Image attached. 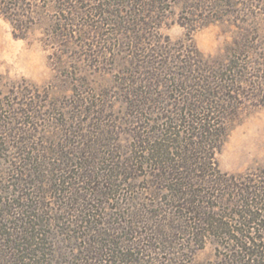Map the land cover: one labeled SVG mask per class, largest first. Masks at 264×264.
<instances>
[{
	"label": "rangeland",
	"instance_id": "1",
	"mask_svg": "<svg viewBox=\"0 0 264 264\" xmlns=\"http://www.w3.org/2000/svg\"><path fill=\"white\" fill-rule=\"evenodd\" d=\"M117 2L0 0V209L28 197V205L41 201L46 221L36 227L44 249L25 263L38 257L83 263L85 237L109 244L89 232V223L85 227L90 219L116 241L142 247L144 255L134 258L147 262L136 264H229L249 247L258 255L255 263L264 264V0H150L149 8L148 1L145 7L136 2L132 11L120 7L124 16L109 15L116 5L107 4ZM199 59L225 74L236 98L213 156L234 181L196 189L202 205L227 227L208 234L201 226L195 242L176 233L172 243L154 245L162 250L152 254L145 249L152 235L146 221L176 211L171 182L129 158L139 156L138 134L186 137L180 118L183 100L197 95L205 75ZM140 96L149 101L133 107ZM203 173L213 180L212 170ZM97 187L104 194L95 193ZM251 199L259 209L249 206ZM8 219L0 217L3 231ZM244 239L251 244L243 249ZM3 255L0 264L18 263L11 253Z\"/></svg>",
	"mask_w": 264,
	"mask_h": 264
},
{
	"label": "trees",
	"instance_id": "2",
	"mask_svg": "<svg viewBox=\"0 0 264 264\" xmlns=\"http://www.w3.org/2000/svg\"><path fill=\"white\" fill-rule=\"evenodd\" d=\"M146 1H148L146 7L149 8L152 3L149 2L150 0H118L116 4H107L108 8H114L116 5V8L108 13L109 15L116 13V15H114L116 17L124 16L122 15L123 11L121 8L125 9L127 7L129 11H132L133 5L131 4H135L136 2L140 4L143 2L142 7H145L144 2ZM125 15L127 16V14ZM123 23H126V21H123ZM127 23H129V21H127ZM196 56L200 57L198 52L196 53ZM197 62L202 67V69L199 68L200 72L205 75L201 74V82L196 84L197 88L194 91H196L197 95H192L191 97L189 94L190 98L187 96L183 100V103L186 105V110L184 111L185 115L183 114L181 116L180 122L184 121V134L186 137H179L180 133H178L173 137L174 139L167 138L165 140L154 134L147 136L138 134L136 137L137 143L135 145L136 149H139V156H136L135 159H133V157L129 158L131 161H136V165H138V167L140 166V168L149 167L151 173H154V177L157 180L171 182L167 185V189L171 193L172 201L174 203L172 206L174 205L176 211L173 213L170 211L169 216L162 220H157L153 217L146 221L147 226L150 227L152 235L148 238L147 242L149 245H147V248L145 249L152 254L157 253V250L158 253L162 250L161 247H155L154 245L172 243V239L175 238L176 233L182 235L188 233L192 236L191 241L195 242L194 238L198 236V229H200L201 226L205 227V232L208 234L213 232V230H221L227 227L226 223L216 220V218L213 217V214H210V212L207 211L210 210V207L202 205L203 201H200L198 198L200 195L197 193L198 190L196 189L197 186L202 184L210 185L211 182L221 186L225 183L229 186V184H232L234 181V177L222 174L219 171L214 162L213 156L214 152L218 151L220 148L227 134L228 128L226 127V122L231 120L236 112V98L230 95V92L232 91L230 83L224 78L225 74H221L219 70L214 71V69L204 68L208 67V61L206 60L199 59ZM148 65L149 66H145L146 69H149L152 63H148ZM208 73L209 76L206 75ZM143 74L147 77L142 79V81L146 82L150 76V72L145 71ZM235 81L237 82L238 80L233 79L232 83H235ZM140 98L141 99L135 100L133 107H135L136 104L137 106L146 104V100L149 101L148 98L144 97V100L142 99V96H140ZM215 114H217L216 117H214ZM169 140L175 142L176 146L172 147L167 143ZM174 148L176 149L173 153L174 156H171L170 150H173ZM132 169L138 170L137 167H132ZM208 169L212 170L211 177L214 181L212 179L210 181L206 179L203 172ZM28 171L31 172L30 169ZM117 174L119 177L126 176L122 172H118ZM22 176H25V174ZM86 176L88 177L86 180L90 182L92 176L90 174H86ZM20 180L21 179L18 178V181ZM90 183H94V181H91ZM213 183L211 188L213 187ZM101 186L107 188L104 184ZM97 188L98 189L95 193L104 194L103 189H99L100 187ZM107 189L110 190V188ZM211 191L216 192L217 189L214 188V190L212 189ZM74 193L75 196H77V192ZM82 196H85V194ZM245 200H247V198H245ZM27 201L28 197L17 198V206L14 207L15 204L12 202L9 205H4L3 208L0 209L2 214L0 217H3L5 220L6 218H9L8 220H10V223L7 220L9 224L6 231H3V229H5L4 227H0V232L3 233H0L1 237L3 236V243L1 244L3 245V248H0V256L7 251L11 253V255H14L15 259L17 258L18 263L16 264H27L25 262L26 260H29L30 254H38V252H41L40 250L42 248L39 246L40 241H43V238L39 239V236L42 234L36 230V227L42 226L44 222H46L42 220L43 215L40 213L43 206L41 201L38 203L39 205H37V203H35V205H28L26 204ZM257 204L258 203L254 204L251 199L249 206H255L256 209H259ZM239 206L244 207L245 205L243 204ZM11 210H14V213L10 214L7 212H10ZM177 211L179 215L176 214ZM240 212H243L246 217L251 214L250 211L246 210H241ZM92 215H96V213ZM216 215L219 214L216 213ZM254 219H257V217ZM85 222V227L89 228L87 226L88 223L91 226L89 232L97 234V237L108 238L106 242H109V244L101 245L99 240L85 237L84 241L86 240L88 248L84 252V257L81 260L83 263L81 264H136L138 263L136 260H142L145 263L147 262L144 258H134V256L144 255L142 252L144 250L141 251L140 249H142V247L140 248L139 245L127 244L128 239L124 240L122 237H117L120 241H116L113 235L110 236L108 232H103L100 228L96 229L97 222L95 223L94 220L86 219ZM136 223H138L137 220ZM131 233L133 234V231H131ZM224 236L229 239L226 232ZM241 241L239 244H241L242 247L243 243L251 244L250 240L247 241L244 239ZM110 246H112V248ZM129 250H133V254L129 253ZM17 253H22L23 255H18ZM34 256L36 257L37 255ZM257 257L258 255L256 251L249 247L247 251H243L242 258L237 259L236 255H233L228 263L256 264L255 258ZM3 258L4 255L1 260H3ZM40 259L41 258L38 257L32 264H52L50 261L43 262V260Z\"/></svg>",
	"mask_w": 264,
	"mask_h": 264
}]
</instances>
